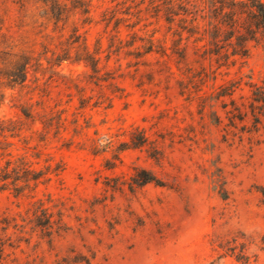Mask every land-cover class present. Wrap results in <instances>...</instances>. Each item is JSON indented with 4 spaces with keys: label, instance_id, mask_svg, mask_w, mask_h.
Wrapping results in <instances>:
<instances>
[{
    "label": "rangeland",
    "instance_id": "1",
    "mask_svg": "<svg viewBox=\"0 0 264 264\" xmlns=\"http://www.w3.org/2000/svg\"><path fill=\"white\" fill-rule=\"evenodd\" d=\"M163 1L60 0V32L38 0H0V34L35 58L0 81V168L43 173L0 190V264H264V37L245 56L179 40ZM71 23L95 70L65 59Z\"/></svg>",
    "mask_w": 264,
    "mask_h": 264
},
{
    "label": "trees",
    "instance_id": "2",
    "mask_svg": "<svg viewBox=\"0 0 264 264\" xmlns=\"http://www.w3.org/2000/svg\"><path fill=\"white\" fill-rule=\"evenodd\" d=\"M38 2L41 3L40 10L44 19L47 20L46 23H42L45 29L48 22H52L54 28H57L59 22L63 21L60 32L69 25V16H64L67 9L60 3V0H38ZM163 2L164 6L158 12H162L170 26L177 23V29L173 31V35L179 40L185 33L187 41L189 38H195L194 43H197L207 39L209 48L225 50L224 52L230 49L231 56H245L248 52L247 43L256 39L257 36L264 37V0H164ZM29 3L30 0H20L21 6L26 10ZM71 24L68 41L62 51L65 59L70 58V52L74 49L75 55L81 57L89 63L91 69L95 70L97 60L89 54L85 42H80V36L76 34L77 24ZM53 42L54 37L45 33L43 36L44 49L47 50ZM0 44L4 45V50L0 51V57H3L0 58V81L2 83L5 81L8 88L22 86L26 78V69L35 59L32 49H17L19 42L10 40V36L6 33L0 34ZM151 49L150 43L146 52H151ZM253 94L256 99L254 101L264 102L263 98L261 99L264 96L261 87H255ZM23 113L28 117L25 111ZM48 168L46 167V171ZM42 174L31 169L24 157H19L14 161L6 160L4 167L0 168V190L11 189L17 196H22L25 191L32 192L36 188ZM154 181V178L149 176L142 183ZM38 209L36 207V212L40 211L43 224H41L42 218L33 214L36 221L38 220L37 225L50 228V216L46 211ZM8 223L7 217L0 220V225H3L4 230L7 229ZM2 243H0V262L3 260L4 253V241Z\"/></svg>",
    "mask_w": 264,
    "mask_h": 264
}]
</instances>
